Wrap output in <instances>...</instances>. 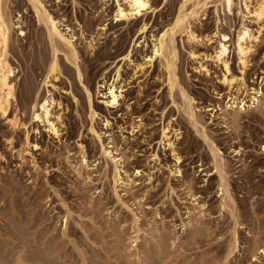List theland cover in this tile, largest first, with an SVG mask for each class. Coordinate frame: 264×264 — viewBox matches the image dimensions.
<instances>
[{
	"label": "rangeland",
	"instance_id": "obj_1",
	"mask_svg": "<svg viewBox=\"0 0 264 264\" xmlns=\"http://www.w3.org/2000/svg\"><path fill=\"white\" fill-rule=\"evenodd\" d=\"M38 1H3L0 264H264L263 0Z\"/></svg>",
	"mask_w": 264,
	"mask_h": 264
},
{
	"label": "bare ground",
	"instance_id": "obj_2",
	"mask_svg": "<svg viewBox=\"0 0 264 264\" xmlns=\"http://www.w3.org/2000/svg\"><path fill=\"white\" fill-rule=\"evenodd\" d=\"M3 1L4 0H0V109L3 110V111H6L8 106H9L11 98L14 97V86L9 80L10 74L12 72V68H11V65L9 64V62L7 61V58H6V55H7L6 51H7V47H8V43H9V35H10L9 34L10 33V21L3 14V3H4ZM32 1L34 2L35 5L37 3H39L38 0H32ZM126 1L129 4L130 9H125V8L122 7L121 4H119L118 10H117V13H116V17H118L120 20H127L128 21V20H131L133 18H136L138 15H142V13H146L147 11L153 9V5L151 4L150 0H126ZM33 2H31V3H33ZM227 4L230 7L232 5V1L229 2V0H227ZM181 12H179V14L177 15L173 26L170 29L166 30L161 35V37L157 40V44L155 45V49H154V54L151 55L149 57V59L147 60V62L150 64V66H152V62L155 59H157V58L162 60V59H165V58L169 57V55H170L169 54V49L171 48L170 45H171V42H172L169 39V38H171L169 36L172 33H174L173 32L174 29L182 28V26H184V24H185V22L187 20V14H183ZM39 13H40V11H39ZM193 14H194V12H193ZM256 15L259 16V17L264 15V0L261 3V5L259 6V8H258V10L256 12ZM50 16L47 17V18H48V22H49V36L51 38V41L53 42V40H54L53 38L59 37L60 39L66 41L68 44H71V41L68 40L67 38H65L61 34L57 23ZM146 28H147V25L144 24L140 34L144 33ZM224 37H226V36H224ZM245 38L241 37V40L242 39L244 40ZM167 40L170 42V44H169V42ZM238 47H239V52L245 58L246 55H247V52L245 51L246 48L243 47L241 41H239ZM171 51H172V49H171ZM226 53H227V47H226L225 44L222 43L221 47H220V51L216 54L217 60L223 61V58L225 57ZM74 54H75V52H74ZM167 54H169V55L166 57ZM172 54L175 55V53H173V51H172ZM243 57H242V63L245 64V59H243ZM170 60H171V58H170ZM170 62H168V63L166 62L168 64V68L169 69L171 68L169 64L172 65V63H170ZM167 64H166V67H167ZM226 68H227V71H229L228 64H226ZM58 71H59V69H58L57 60H54L52 62V64H51L50 74L49 75L50 76H51V74L55 75L56 73H58ZM174 71L175 70L173 69V74H174ZM79 75H80V78H81V74H79ZM170 81H171V84H173L171 78H170ZM234 81H235L234 79H230L227 76H225V78L223 79V83L227 84L229 86H232ZM115 89L116 88L114 87L111 90V92H110V94H111V104L112 105H116V104L119 103V96L116 95ZM89 99H90V93H89ZM113 101H115V103H113ZM257 101L259 102V99H257ZM90 106H91V100H90ZM37 108H40L43 111H45L46 113H48L47 101H44L41 104L38 102ZM91 109H92V106H91ZM92 112L94 114L93 109H92ZM189 115L193 116V113L189 111ZM36 117L39 118V115H36ZM52 128L54 129L55 133H57L58 129L56 128V126L52 124Z\"/></svg>",
	"mask_w": 264,
	"mask_h": 264
},
{
	"label": "snow or ice",
	"instance_id": "obj_3",
	"mask_svg": "<svg viewBox=\"0 0 264 264\" xmlns=\"http://www.w3.org/2000/svg\"><path fill=\"white\" fill-rule=\"evenodd\" d=\"M229 2H231V0H229ZM224 39H227V37H224ZM113 103H115V101H113Z\"/></svg>",
	"mask_w": 264,
	"mask_h": 264
}]
</instances>
